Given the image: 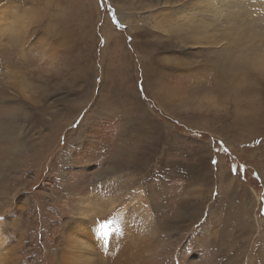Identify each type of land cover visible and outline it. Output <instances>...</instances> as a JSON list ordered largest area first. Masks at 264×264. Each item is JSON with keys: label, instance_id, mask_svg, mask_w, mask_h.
<instances>
[{"label": "rangeland", "instance_id": "1", "mask_svg": "<svg viewBox=\"0 0 264 264\" xmlns=\"http://www.w3.org/2000/svg\"><path fill=\"white\" fill-rule=\"evenodd\" d=\"M118 5L0 0V157L19 161L0 237L15 221L23 263L55 264L64 220L103 195L97 220L121 210L155 264H264V84L190 46L142 55L139 31L162 30Z\"/></svg>", "mask_w": 264, "mask_h": 264}, {"label": "bare ground", "instance_id": "2", "mask_svg": "<svg viewBox=\"0 0 264 264\" xmlns=\"http://www.w3.org/2000/svg\"><path fill=\"white\" fill-rule=\"evenodd\" d=\"M115 1L120 4L118 5L120 12L122 9L124 10L123 5L134 9L137 6L150 9L149 12L152 13V16L148 15V17L152 18L153 27L162 30V32H158L140 28L139 31L135 25L131 27L130 31L134 34L139 31L143 37L155 36L156 38V40L150 38L140 40L138 38L143 41V43L139 41V45H143V47L138 45L142 55H149L151 58L149 53L152 50L158 51L159 47L170 49L177 45L190 46L198 48L193 55L205 56L204 59L207 62L221 67L219 70L224 74L231 66L234 71L232 70L233 73L229 75L230 78H236L246 68H251L257 72L258 80L264 84V0H185V5L179 4L182 0ZM145 1H148L151 8L162 7L160 10L158 7V9H151L144 3ZM153 1L156 2V5L152 4ZM137 16L138 14H134L133 17ZM244 17L247 19L245 20ZM105 34L106 41L112 37L109 32ZM192 63H196V61ZM237 67L239 69H235ZM224 74L222 79L225 80ZM25 118L26 121L30 119L28 114L23 119ZM9 152L10 149H5L3 154L8 157ZM17 162L0 157V173L5 174L3 186L9 181L7 172ZM0 198L3 205H7L8 195L0 194ZM105 200L103 195L82 198L76 206L75 215L64 220L56 240L55 264L158 263L159 256H154V251L152 249L149 251L138 235L136 236L132 232L128 221L125 220L126 216L123 217L124 214L120 213L121 210L110 222H105L106 224H101L97 220L108 210L115 212V206H113L115 202L111 201L110 203ZM103 202L108 206H104ZM180 211H178L179 216L181 215ZM1 223L3 220H0ZM9 226L11 229L6 228V231L3 232L5 237H0V246L3 250L0 251L3 257L2 264H24V257L19 255V247L23 239L16 234L18 224L13 221ZM219 264L222 263L219 261Z\"/></svg>", "mask_w": 264, "mask_h": 264}, {"label": "snow or ice", "instance_id": "3", "mask_svg": "<svg viewBox=\"0 0 264 264\" xmlns=\"http://www.w3.org/2000/svg\"><path fill=\"white\" fill-rule=\"evenodd\" d=\"M101 2H102V0H101ZM116 23L118 24L119 23V21L117 20L116 21ZM225 151H227V149H225ZM211 163L212 164H217L218 163V161L217 160H215V159H213L212 161H211ZM234 171V170H233ZM0 219H3L2 217H0ZM103 227V226H102Z\"/></svg>", "mask_w": 264, "mask_h": 264}]
</instances>
